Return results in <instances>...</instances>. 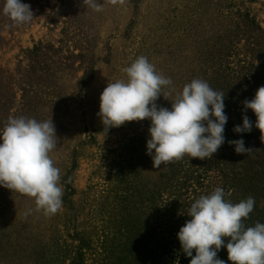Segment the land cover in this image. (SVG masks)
<instances>
[{
    "label": "rangeland",
    "instance_id": "rangeland-1",
    "mask_svg": "<svg viewBox=\"0 0 264 264\" xmlns=\"http://www.w3.org/2000/svg\"><path fill=\"white\" fill-rule=\"evenodd\" d=\"M226 5L227 0H123L115 5L105 0L103 11L95 12L83 0H31V25L1 33V69L15 73L22 67V51L31 48V118H52L55 124L54 166L62 173L75 148L77 159L69 180L72 204L63 203L56 214L35 211L34 198L15 191L3 229L5 250L13 256L1 264H70L79 246L69 234L74 228L91 241L83 264H159L146 235L133 246L135 237L129 240L126 232L130 223L139 226V233L145 227L142 214L130 217L137 211L126 209L137 204L144 211L148 173L144 148L137 156L134 148L149 134L150 120L125 122L104 132L97 115L99 98L107 83L127 79L122 69L139 56L172 80L156 103L172 98L179 77L190 69L192 53L219 40L214 38L222 33ZM14 89L19 99L21 91ZM131 157L127 172L117 174L116 165ZM28 209L33 211L25 219ZM117 221L128 229L118 233Z\"/></svg>",
    "mask_w": 264,
    "mask_h": 264
},
{
    "label": "clouds",
    "instance_id": "clouds-1",
    "mask_svg": "<svg viewBox=\"0 0 264 264\" xmlns=\"http://www.w3.org/2000/svg\"><path fill=\"white\" fill-rule=\"evenodd\" d=\"M104 2L83 0V5L95 12L103 11ZM113 5L123 0H106ZM3 15L12 24L30 23L34 14L31 6L21 0H4ZM126 80L107 83L100 95L98 116L104 132L125 122L150 120L146 154L154 169L185 157L210 159L225 143V93L214 90L207 81L193 79L171 100V109L158 106L157 99L172 80L156 72L145 56L137 57L122 69ZM244 112L251 109L255 124L243 115L236 133L250 132L255 126L264 142V86H260L251 100L243 101ZM237 154L255 153L245 146L243 139L228 141ZM58 146L56 127L52 120L38 121L24 116L11 117L0 129V186L34 198L35 211L44 215L56 214L63 204V187L59 184L61 170L54 166L50 153ZM225 192L215 187L191 203L185 224L177 233L184 254L190 264H225L218 258L224 247L232 264H264V223L245 226L243 220L254 210L252 196L233 203ZM33 210L28 209L24 218ZM230 238L227 243L222 239ZM195 250V255H193Z\"/></svg>",
    "mask_w": 264,
    "mask_h": 264
},
{
    "label": "trees",
    "instance_id": "trees-1",
    "mask_svg": "<svg viewBox=\"0 0 264 264\" xmlns=\"http://www.w3.org/2000/svg\"><path fill=\"white\" fill-rule=\"evenodd\" d=\"M21 2L31 6V0H21ZM3 5L4 0H0V40H3L2 32L19 27L27 28L31 25L7 27L12 21L3 15ZM222 15V33L214 38L219 40L211 41L206 51L192 53L190 69L184 70L183 75L179 77L173 97L162 100V104L161 102L157 104L171 109V100L175 99L176 93L182 91L185 84L193 79L207 81L214 90L225 93V113L228 116L224 132L225 143L210 159L200 160L185 155L183 159L162 165L158 169L153 168L151 157L146 154L149 134L146 136L144 133L136 143L138 148H134L135 155L139 153V148H144L143 162L146 164L148 183L142 190L144 211H140L137 204L130 205L126 210L127 213L137 211L128 214L130 217L134 214L136 216L142 214L145 227L139 233L138 225L130 223L128 229L117 221L120 229L118 233H122V230L127 228L126 232L130 233L129 240L132 236L135 237L133 246L137 240L146 235L151 244V253L154 250L158 252L159 264H190L191 257L184 254L177 233L185 221L191 219L187 216L191 203L199 196L209 194L217 186L224 188L225 192L231 190L232 194L228 199L233 203H238L249 196L254 197V210L249 214V218L243 220V223L245 226H254L256 222L264 223V142L260 139L261 132L255 126L250 132L233 131L235 126L242 125L243 115H247L253 125L256 121L251 109L244 112L243 101L251 100L256 90L264 86V0H227ZM22 53L23 59L20 61L22 67H19L15 73L0 67V129L11 117L31 118V48H27ZM91 77L90 74L88 80ZM13 79L15 82H11ZM15 87L21 91L19 99ZM164 94L168 95L169 92L166 91ZM52 97L51 94V102ZM143 139L146 140L144 143ZM238 139H243L245 146L256 152L247 155L237 154L235 146L230 145L228 141ZM75 153L76 148L72 151L70 164L62 171L59 181L63 187V203L70 206L74 189L69 180L77 166ZM131 160L133 157L118 163L115 172L117 174L127 172ZM14 194V190L0 186V264L13 256L12 252L9 254L5 250L7 243L3 242L7 235L3 229L7 204ZM139 200L141 201V198ZM69 234L75 236L79 243L70 264H83L91 249V241L76 228ZM102 236L103 234L99 243L104 250L105 241ZM222 239L227 243L230 238ZM217 255L219 259L225 261V264H232L228 260L226 248L222 247Z\"/></svg>",
    "mask_w": 264,
    "mask_h": 264
}]
</instances>
